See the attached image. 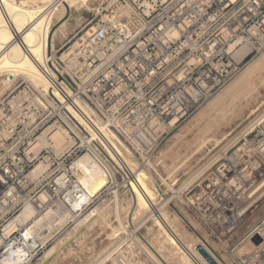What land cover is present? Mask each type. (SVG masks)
I'll return each instance as SVG.
<instances>
[{
  "label": "built area",
  "instance_id": "obj_1",
  "mask_svg": "<svg viewBox=\"0 0 264 264\" xmlns=\"http://www.w3.org/2000/svg\"><path fill=\"white\" fill-rule=\"evenodd\" d=\"M100 13L66 53L49 52L50 88L26 84L0 110V264H30L51 241L57 216L81 211L90 200L73 207L82 189L74 162L95 147L72 106L102 124L137 164L136 155L150 151L172 120L175 125L193 112L239 72L246 58L264 50V0H111ZM243 45L248 52L237 60ZM46 129V145L32 149ZM56 131L71 141L60 152L51 138ZM250 133L230 155L226 150L210 159L206 177L179 197L185 225L191 227L192 219L220 246L226 220L244 217H236L238 205L247 217L264 205V194L257 199L253 194L261 185L264 189L255 184L264 182V127L254 134L260 137L256 144L247 141ZM38 163L45 168L31 177ZM57 203L60 212L53 208ZM27 206L33 213L23 219ZM50 208L58 214H52L51 229L50 218L37 223ZM243 241L252 249L241 256L237 249ZM223 252L229 264H264V213ZM143 253L147 264L151 257Z\"/></svg>",
  "mask_w": 264,
  "mask_h": 264
},
{
  "label": "rangeland",
  "instance_id": "obj_2",
  "mask_svg": "<svg viewBox=\"0 0 264 264\" xmlns=\"http://www.w3.org/2000/svg\"><path fill=\"white\" fill-rule=\"evenodd\" d=\"M109 1L111 0H89L83 2L84 5L83 4L81 5L80 3L74 6L76 9L74 7L70 8L71 10H69L68 15L66 16V18H68L67 21L68 29L66 31V34L64 36L58 35L54 37L55 51H58L56 57H59L60 54L65 51L67 46L71 45L74 41H76L79 36L83 35V33L87 31L88 28L96 22L99 15L101 14L100 13L101 9L105 5L109 4L110 3ZM63 14H64L63 11L58 12L54 17V23L57 20L61 19L63 17ZM263 53L264 50H262L257 56L253 58L250 57L246 58L242 62L238 74L232 77V79L229 82H227L224 86H222L215 94H213L208 99H206L193 112L184 116L175 125L171 127L167 126L163 134L157 140L155 146H153L150 151L146 150L142 152V154L136 155V160H139L137 162L138 166L145 165L144 167H146V170L148 169V172H150L149 175L154 185L157 186V188H159V191H157L155 195L154 198L155 202L153 206L144 203L145 205L143 211L144 214L142 212L143 215L139 219H136L134 221L135 223L129 225L127 219L129 210L127 211L125 208L119 209L120 211L119 217L115 214V210L117 209L116 208L117 198L124 195L129 196L131 192L128 191L127 188H119V189L116 188L114 185L115 183H113V180L109 178L108 179L109 181L106 184H104V186L100 187L98 191L95 194H93L94 196L92 198L90 197V200L82 208L81 211L70 213V216H68L67 220L54 229V234L51 238V241L47 245L46 249L43 251V253L36 256L31 261L30 264H62L66 259L67 260L66 262H64V264L67 262H69V264H74L75 262H76L75 264L77 263L109 264L108 261L104 260L105 257H107L108 255L110 259H116L117 257L120 259L121 257H126L127 259H130V261L132 262H135L137 264H142L144 263L143 260L147 257L146 255H144L143 250L140 248H144L145 252L147 250V254L152 258L150 259V261L148 260L146 261L147 264H175L173 260L164 262V259L163 261L162 258L161 260L158 259V256L160 257V255L162 256V254L163 256L168 257V251L170 250V248H168V250H165L161 254L156 248L158 246L156 241L162 242L163 236L160 233H158V227L154 226L155 223L152 220V218L156 217V215L158 216L159 213H161L162 211L164 212L166 211L167 215H169L171 218L173 215L175 217L177 215V217L175 218L176 220L178 219L176 221V224L177 225L179 224L178 227L179 229H181L185 241H187L188 245L192 246L198 239L200 240L204 238L208 242V244L213 248L215 254L218 256L219 259L222 258L225 262H230L227 253L223 252V246H227L226 245L227 243L225 242L224 238L230 237L229 238L230 245H231V241L233 240H234L233 244L238 239L240 241L243 235L245 234V232H247L251 227H253L255 220L264 213V205L256 212L251 214V216L249 215V217L247 218L245 217L247 221L245 222L243 227L240 228L239 230H236V228H234V225L232 227L226 225L227 228L232 230L226 233L225 237L222 239L223 245L220 246L217 244L216 241L209 238L206 232L201 228V226L195 223L192 219L190 220V223L192 225L191 227H187L185 225V222L180 218V213L183 211V207H182L181 199L179 197L180 196L183 197L184 192L189 187L203 180L206 177V168L208 166L207 164L209 163L210 159L218 156L219 154H221V152H225L226 150H227L226 155L227 156L230 155L232 151L236 150L238 147L241 146L244 140L243 138H245L244 135L246 133L251 132L248 136H246L247 141H251L254 144L260 141L259 140L260 137L255 138L254 134L256 131H261L264 127V84H263L264 65H262L260 68L258 66L257 70L256 68L252 69L251 67H249V65L252 66L251 62L259 59ZM250 68L252 69V71L250 72L251 75L249 74V71L251 70ZM241 73L242 74L244 73L243 76ZM247 74L249 75V79H246L248 78ZM240 76L243 79L239 78ZM235 79L239 80L240 82L239 81L237 82V80ZM242 80L244 82H241ZM245 81L246 84H244ZM231 82H233V84L237 82L236 84H238L234 87V92H232L230 95L228 94L227 96H225L223 98L224 100L222 99L220 101L219 99H217L218 101L216 100L217 101L216 102L213 98H215L216 95L219 94V92L223 91L224 88L227 89L230 86H232L233 84ZM26 84L30 86L27 80L22 79V77H17V79H15V81L11 85L7 86V88H4V90L1 91L0 93V110L2 109L4 104H6L13 97H16L19 94V92L22 90L24 85ZM251 84H254L255 86H257L258 84L257 87L253 85V88L255 89L254 92H252L253 88ZM248 87L251 88V91L250 89L248 90ZM246 88H247V92L245 93ZM248 91H250L251 93L249 94ZM232 96L234 99L232 98ZM230 101L233 102L231 103V105H230ZM211 103H215L212 104L214 107L211 105ZM215 106L217 108H220L222 111L220 109H217ZM226 107L228 108V110L226 109ZM206 108H208V110L210 111H208ZM211 109H213L212 112ZM200 111H203L202 114H204L205 117L201 114ZM227 111L230 112L228 113V115H227ZM198 112H200V114L204 117L203 119H201V121L199 120L200 114ZM196 114H198L199 116L196 117ZM259 117H261V121L258 120ZM207 118L209 123L208 122L206 123ZM233 118H235V120ZM221 119H223V121ZM255 121L257 122V124L254 123ZM215 122H217V125H215ZM191 124L193 126H191ZM203 124L205 126H203ZM206 124L209 130H207ZM211 124L213 127H211ZM227 124L229 125L227 126ZM249 124H251L250 127L252 125L253 126L249 128L247 131H245L246 128L249 126ZM221 131L224 132L221 133ZM189 133L192 135H190ZM213 134L215 135L213 136ZM192 137H196V138H192ZM212 138L215 139L216 142H214L215 140H213ZM234 138H236L234 144L230 145L226 149H223V146L226 143L228 144V142L232 141ZM206 139L207 141H205ZM200 143H203V146L202 144L200 145ZM215 143L217 144L215 145ZM197 146L201 147L199 151H195V148H197ZM183 150L186 151L184 152V154H183ZM192 150L195 152H193ZM187 156H189L188 160L186 158ZM177 158H180L179 160L180 162L183 159H186L187 167H182L178 169L176 172L171 171L173 173L172 174L169 172L170 169H168L167 165H171V162ZM144 162L145 163L150 162L153 168L149 167L147 163L144 164ZM199 169L200 170L203 169L202 170L203 173L200 172L198 177H196L193 181L186 183L187 181H189L190 176L196 174L195 171L197 172L200 171ZM115 176H116V184H123V182L126 183L127 179L125 178L124 175L123 176L126 179L125 181H123L122 176H119L118 174H116ZM175 177L178 180L175 183H173L172 181L173 178L176 179ZM162 179H164L165 182ZM104 205H108L107 206L108 208L106 207L105 213H103L104 217L103 214L102 215L98 214L96 216L92 215L93 211L102 208ZM53 208H57L58 212H60V210L62 209L59 203H57L56 206H54ZM55 214L58 215L57 213ZM97 216H98L97 218L98 220L94 223L95 225L91 224L93 225V227L90 226V229L88 228L89 226L86 227L87 223L92 222L93 218L95 219V217ZM84 218L87 219L83 221ZM90 218H92L91 219L92 221L90 220ZM119 223L121 225H124L125 228L121 229L120 233L115 238L109 237L108 239L107 235H109V233L112 232V229L114 227H117ZM235 224L237 225V223ZM98 227L101 228L105 227V228L104 229L100 228L101 230H99ZM93 228L96 230H94ZM241 233L244 234L242 235ZM153 235H156V237H153ZM60 243H63V245L60 251L58 252V250L56 251L55 246L60 245ZM71 243H74V245ZM72 247H74V249H72ZM238 247H239V252L243 255L244 252L242 251L241 244ZM69 248L71 250H69ZM77 249L79 250V252ZM76 250L78 253H76ZM71 252L72 255L73 254L74 255L77 254V255L76 256L73 255L74 257H72V255H70ZM64 255L66 256L64 257ZM67 256L68 258H66ZM219 256H221V258ZM61 258L65 260L61 261ZM57 260H59L60 262H58Z\"/></svg>",
  "mask_w": 264,
  "mask_h": 264
},
{
  "label": "bare ground",
  "instance_id": "obj_3",
  "mask_svg": "<svg viewBox=\"0 0 264 264\" xmlns=\"http://www.w3.org/2000/svg\"><path fill=\"white\" fill-rule=\"evenodd\" d=\"M86 1H89V0H0V93H1V91L4 90V88H7V86L11 85L15 81V79H17V77H22V79L27 80L28 83L32 87H34L38 90L46 91L48 88H50V85H52L53 72L51 70V67H49V60L50 59L47 56L52 49L55 50L54 37L58 36V35L64 36L66 34V31L68 29L67 28L68 18H66V16L68 15L69 10H71L70 8L76 6L80 3L82 5L83 2H86ZM78 9H80V8H78ZM62 11L64 12L63 17L54 23V17L56 16V14L58 12H62ZM65 11H66V13H65ZM232 47L233 46L231 45V48ZM247 52H248V47L246 45H243L238 51L237 60H240L242 58V56L244 54H246ZM64 53H66V52H64ZM251 63H252L251 64L252 66L249 65V67H251L252 69L256 68V70H257L258 66L260 68L262 65H264V53L260 56L259 59L255 60ZM252 69L250 71L248 70L249 74L252 71ZM243 74H242V76H243ZM239 78L243 79L241 76ZM244 78H245V76H244ZM246 79H249V75H248V78H246ZM235 80H237V79H235ZM238 81L239 80H237V82ZM237 82H235L234 84H233V82H231L233 84L232 86H230L229 88L226 87L227 89L224 88L223 91L219 92V94L216 95V97L213 99L215 101L217 99H219L221 101L225 96H227L228 94L230 95L232 92H234V87L236 85H238V84H236ZM241 82H244V81L242 80ZM244 84H246V81ZM254 84H251L252 88H253ZM263 84H264V82H263ZM239 86H241V85H239ZM257 86H258V84H257ZM257 86H255V87H257ZM249 89L251 91L250 87H248V90ZM254 90L255 89L253 88L252 92H254ZM250 91H248L249 94L251 93ZM246 92H247V88H246L245 93ZM226 98H228V97H226ZM232 98H233V96H232ZM244 100H245V98H244ZM215 103H211V105L215 104ZM231 103H233V102L230 101V105H231ZM220 105H222V104H220ZM237 105H238V103H237ZM213 107H210V108H213ZM228 107H229V105H228ZM70 109L77 116V120L82 125V127L90 133V136L92 137V143L95 147V148H92L91 152H87V153L79 156L74 162V165H73L74 176L76 177L78 183L81 185L82 189L79 193V201L75 200L73 207L76 208L81 203H83V202L86 203L90 199V197L94 196L93 194H95L100 187L104 186V184H106L109 181L108 180L109 178L114 180L115 171L117 170L122 175H124L125 178L127 179L126 183L123 182V184H127L128 186H130L128 191H130L131 194L129 196L124 195V196L117 198V202H116V208L117 209L115 210V214L119 217V213H120L119 209L125 208L127 211L129 210L128 211L129 213L127 215L129 225L135 223L134 221L136 219H139L144 214V212H143L144 206H145L144 203L153 206V204L155 202L154 201L155 195H156L157 191H159V188H157V186L154 185V183H153V181L149 175L150 172H148V169L146 170V167H144L145 165L138 166L127 155V153L124 152L123 149L120 148V146L110 137L108 131L104 128V126H102V124L97 123L95 121H90L87 118V114L84 113L85 111L82 110L80 106H76V107L72 106ZM206 109L208 110V108H206ZM217 109H220V108H217ZM226 109L228 110L227 107H226ZM212 110L213 109H211V112H212ZM203 111H200L201 114ZM208 111H210V110H208ZM200 112H198V113L200 114ZM228 113H230V112L227 111V115H228ZM201 114H200V118L198 117L200 121H201V119H203L205 117L204 114H202L204 117ZM207 114H209V113H207ZM197 116H199V115L196 114V117ZM208 118L206 120V123L208 122ZM220 118H222V117H220ZM223 119H221V120L223 121ZM233 119L235 120V118H233ZM233 119H232V121H233ZM258 120L261 121V117H259ZM174 121L175 120L171 121V123H170L171 126L174 125L173 124ZM232 121H230V122H232ZM219 123H220V121H219ZM254 123L257 124L256 121ZM251 124H249L248 127L246 126L247 128L245 127L246 128L245 131H247L249 128H251L253 126L252 125L250 127ZM215 125H217V122H215ZM228 125L229 124H227V126ZM191 126H193V125L191 124ZM195 126H196V124H195ZM203 126H205V125L203 124ZM206 126H207V124H206ZM211 127H213L212 124H211ZM158 128L162 130V127H158ZM206 128H207V130H209L208 126ZM47 131H48V129H46L44 132H42V134L39 135V137L37 139V143L35 144V146L32 149L38 150V149H40L46 145ZM206 132H209V131H206ZM219 132H220V129H219ZM223 132L221 131V133H223ZM190 135H192V134H190ZM214 135L215 134H213V136ZM67 137H68L67 135L65 136V134L60 132V131H56L53 133L51 138L55 142L56 152H60L69 146L71 141H69L67 139ZM192 138H196V137H192ZM213 140H215V139H213ZM235 140H236V138H234L232 141L229 140L230 142H228V144L226 143L223 146V149H226L230 145L234 144ZM205 141H207V139ZM205 141H203V142H205ZM214 142H216V140ZM201 144L203 146V143H200V145ZM216 144L217 143H215V145ZM204 146H205V144H204ZM261 146H262V148H264V143H261ZM187 149H188V147H187ZM200 149H201V147L197 146V148H195V151H199ZM185 150H186V148H185ZM185 150H183V154H184V152H186ZM195 151H193V152H195ZM189 156H190V154H189ZM189 156L186 157L187 160H188ZM179 160H180V158L174 159L171 162V165H167L168 169H170V171H169L170 173H172L171 171L176 172L178 169H180L182 167H187L186 166V164H187L186 159H183L181 162ZM178 162H179V164H178ZM209 164H210V162H209ZM147 165L149 167L153 168L152 164L150 162H148ZM44 168L45 167L42 163L36 164L35 167L33 168V170L30 172V176L31 177L37 176ZM204 168H206V167H204ZM202 170H200L199 172L195 171L196 174L190 176L189 181H187V182L185 181V182L188 183V182L193 181L196 177H198V175L200 174V172H202ZM170 177H172V176H170ZM162 180H164V179H162ZM177 180H178L177 178L176 179L173 178V181L172 180L171 181L173 183H175ZM262 181H263V179L259 180L255 184H264V182H262ZM164 182H165V180H164ZM113 183L116 184V180L113 181ZM253 194H254L256 199L258 197L260 198L264 194V189H263L262 185L259 186L253 192ZM89 195H92V196H89ZM39 197L43 198L42 195H40ZM159 198H161V197H159ZM107 206L108 205H104L102 208L96 209L95 211L92 212V215L93 216H96L98 214L102 215L103 213H105ZM142 212H143V214H142ZM244 212H245L244 206L238 205V209H237L238 215H236V217H238V216H244V217L241 219L229 218L226 220V225L231 226V227L234 225V228H236V230H239L240 228H242L243 225L245 224V222L247 221V219H245V217L247 218V216L243 215ZM32 213H33V210L31 208V206H27L23 210L21 217L23 219L30 218ZM54 213H55L54 209H52V208L48 209L45 212V214L37 220V223L38 224L43 223L44 220H46L47 218H50L49 220H51V221H50V224L47 228H49V229L53 228L52 225L56 219H51V217H52V214H54ZM68 216H70V214L65 213V212H61L57 216L58 219H57L56 225L60 226L64 221L67 220ZM152 216H154V215H152ZM103 217H104V214H103ZM176 217H177V215H176ZM176 217L173 215L171 218L169 215H167L166 211L165 212L162 211L161 213H159L158 216L156 215V217L152 218V220L155 223L154 226L158 227V233H160L163 236L162 242L156 241L158 244V246L156 248L158 249V251L161 254L165 250H168V248H170V250L168 251V257H165L162 254V256L161 255H160V257L158 256V259L161 260V258H162V261L164 259V262L173 260L175 262V264H196V261L200 262L201 264H210L209 261L205 257H203L197 249V245L202 244L204 249L210 254V256L218 264H226V262L223 259L218 258V256L215 254L212 247H209L206 244L204 245V243L201 240H199L198 238H197L198 240L192 246L188 245L187 241H185V238L182 234L181 229H179V227H178L179 224L178 225L176 224V221L178 220V219L177 220L175 219ZM97 218H98V216L95 217V219L93 218V221L91 220L92 218H90V220L92 222H90V223L86 222L87 223V225L85 223L86 227L89 226L88 227L89 229H90V226L93 227V225H91V224H94L98 220ZM85 219H87V218H84L83 221H85ZM88 219H89V217H88ZM86 221H88V220H86ZM235 223H237V225ZM226 225L223 226V230H227L228 232H230L232 229L227 228ZM106 227H107V225H106ZM98 228H99V230H101L103 227L102 228L98 227ZM124 228H125V226L121 225L119 223L117 225V227H114L112 229V232L109 233V235H107L108 239H109V237L115 238L120 233V230L124 229ZM94 230H96V229H94ZM153 233H151V234H153ZM95 235H94V237H95ZM82 237H83V235H82ZM153 237H156V235H153ZM195 238H196V236H195ZM76 241H79V240H76ZM71 244L74 245V243H71ZM240 244L242 246L241 248H242V251L244 252V254L249 252L252 249L251 244L246 242V241H243ZM62 245H63V243H60V245H56V246H58V247L55 246L56 251L58 250V252H59ZM72 249H74V247H72ZM140 249H143L145 251L144 248H140ZM69 250H71V249L69 248ZM69 250H68V252H69ZM77 250H76V253L79 252V250H78V252H77ZM237 250L239 252V247ZM146 252H147V250H146ZM239 254H241V253L239 252ZM70 255H72V252ZM73 255H72V257L76 256L77 254L74 256ZM65 256L66 255H64V257ZM69 257H71V256H69ZM62 258H61V261L65 260ZM66 258H68V256ZM116 259H110L109 255H108L107 257H105L104 260L108 261L109 264H133V263L125 261L124 259H119L118 257ZM59 260H57V261L60 262ZM66 260L64 262H66ZM105 261H103V262H105ZM64 262L62 264H64ZM67 263L69 264V262H67ZM67 263H65V264H67ZM77 264H79V263H77Z\"/></svg>",
  "mask_w": 264,
  "mask_h": 264
},
{
  "label": "water",
  "instance_id": "obj_4",
  "mask_svg": "<svg viewBox=\"0 0 264 264\" xmlns=\"http://www.w3.org/2000/svg\"><path fill=\"white\" fill-rule=\"evenodd\" d=\"M252 242L254 243V244H258L259 242H260V238L258 237V236H254L253 238H252ZM197 248H198V251L201 253V255L203 256V257H205L208 261H209V263L210 264H218L211 256H210V254L204 249V247L202 246V245H198L197 246ZM246 254V253H245ZM245 254H243V255H245ZM241 255V254H240ZM243 255H241V256H243Z\"/></svg>",
  "mask_w": 264,
  "mask_h": 264
},
{
  "label": "crops",
  "instance_id": "obj_5",
  "mask_svg": "<svg viewBox=\"0 0 264 264\" xmlns=\"http://www.w3.org/2000/svg\"><path fill=\"white\" fill-rule=\"evenodd\" d=\"M247 232H248V231H247ZM245 233H246V232H245ZM241 234L243 235L244 233H241ZM242 235H241V236H242ZM241 236H240V237H241ZM243 236H244V235H243ZM240 237H239V238H240ZM226 238H227V239H226ZM226 238H224V239H225V242L227 243L226 245L229 246V247L233 246L236 242L239 241V239H238V240L233 244V241H234V240H233V241H231V245H230V244H229V238H230V237H226ZM241 239H242V238H241ZM227 255H228V254H227ZM219 257L221 258V256H219ZM221 259H222V258H221ZM228 259H229V256H228ZM229 260H230V259H229ZM226 264H229V262H226Z\"/></svg>",
  "mask_w": 264,
  "mask_h": 264
}]
</instances>
